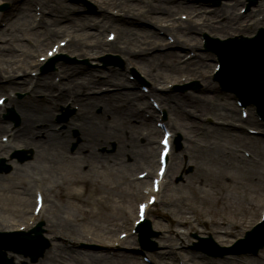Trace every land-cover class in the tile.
<instances>
[{"label": "bare ground", "instance_id": "obj_1", "mask_svg": "<svg viewBox=\"0 0 264 264\" xmlns=\"http://www.w3.org/2000/svg\"><path fill=\"white\" fill-rule=\"evenodd\" d=\"M29 1L32 4V1ZM96 1L105 6L119 5L126 15L124 16V19H133L135 15L142 14L145 18L148 16H153L150 22L162 23L163 25L165 23V17L173 16V12H169L167 8L163 6L154 7L151 5L149 10L142 11L140 8H138V2L140 0H120V2H114V0ZM162 1L169 2L170 0ZM51 2V0L39 1V3L43 6L46 15L48 16L47 19L49 20V23L45 21L44 25L49 32L46 34L43 32H33V34L37 33L36 38H38V40H35L34 44L30 45L32 46L30 49H25V47L22 46L14 48L11 44L12 41L8 40L6 32H8V34L11 35L14 40L17 39V33L20 32V30H12L10 27L7 30H0V41L5 42L0 44V87L8 88L13 92L25 91L28 93L23 101L12 100L9 105L6 106V108L11 106L16 108L22 120L20 127L11 129L10 126H7L0 120V131H9L11 133L10 136L12 143L14 141L16 147H27L34 149L37 157H39L42 162L46 161L52 167L53 165L54 167L55 165H60L56 164V159L58 158L63 160V155L68 153V148L75 140L71 135L72 130H78L80 133V135H78L76 138V140L79 142L76 155L79 156L71 157V160L75 158L73 162L78 160L80 162L85 161L89 163L91 159L97 160L101 156L96 154V150L99 148H105L108 146L110 141H116L117 143H120V147L112 162L117 165L120 164L117 169L120 172L119 178H121L123 176L121 170L123 167L121 163L124 162L123 157L131 155L135 159V157L138 155H142L136 148L137 144L134 143V130L144 126H151V121L148 119L149 116L147 117V111H144L145 104L137 103L138 99L142 98V96L138 94H130V92L120 90H118L120 91L118 94L109 95L103 99H99L93 95L96 90L100 89L106 84L114 85L121 89L130 86L127 83L126 74L120 75L122 73H117L111 77H107L104 80V83L97 82L90 78L88 80H80L81 78H79L77 75L81 73L80 71H82V69L76 66L60 67V76L62 80L59 84L55 82L52 77L49 79L45 77L42 78V80H39V78H32L29 76V69L32 66H38L36 64L37 53L39 51H43L50 42L57 39L63 33L72 32L70 34H76L78 36L77 39L73 37L70 40V44L80 54H85L86 56H91L93 54L94 56H97L98 53L102 52L104 49H108L106 47L107 45H105V43L102 41L92 40L91 42H87L85 39H83V35L79 33L81 29L86 28V22L88 23L86 24L89 26L100 28L102 26L101 23L109 19V16L105 13L104 7L101 9L102 13H100L99 18L92 19L86 17L84 20L82 18L79 19L69 16L71 12L70 10H61ZM240 2L241 0H235L233 3H226L223 7L217 10H212L211 12L202 8L193 7L192 12L196 15V19L191 22L189 27H180L181 29L178 31L183 32V37L187 38L186 41H191L192 44L193 38H191V36L201 31L204 32V29L211 28L213 32H216L219 34V36L223 37L227 35L229 36L236 32H249V30H252L253 27H257L264 23V16L262 18L263 20L260 18L257 19L259 13H256L264 12V4L260 5L256 10H253V12L248 16H244L238 12ZM191 7L192 5H190V8ZM19 20L24 26H28L29 30H31V26L35 25V18L32 16L30 11H28V8L23 9ZM122 22L123 20L120 21V23ZM164 26L169 27L168 25ZM169 30L174 32L177 29L169 28ZM125 34L126 36L124 37L122 44H113L111 45V47H113L112 49L119 50L125 56L130 57L129 60L135 62L139 68L143 69V71L153 83L162 81L165 82L169 79L177 78L179 74L187 71L191 65L196 66L201 64L202 67L207 65L206 61L209 56L201 59L198 58L195 62L184 59L183 54L180 52H168L160 57H155L154 54L153 56H145L141 53L156 51L155 48L162 46L164 44V40L157 36L156 33L148 32L146 33L147 37L152 40H150V42L146 45L151 46V48H147V50H145L141 47L140 50H134L133 47L130 46L131 41L128 44V37L131 33L126 28ZM88 35V38L93 37L90 33ZM154 39L156 40V43L152 47V42ZM184 46L191 48L197 47L196 45L192 46L187 43H184ZM20 53H22V56H25L24 60L18 59ZM19 70H22L25 73L22 78L17 77ZM3 81L5 83H3ZM205 90H207V88ZM120 97L122 100H120ZM188 97L191 98L190 102L193 106L201 108V110H214V112L221 114L222 110H219L217 106L212 104L205 95L202 94V96L196 97L189 95ZM192 97H195L196 100H193ZM175 98L178 97L175 95L168 96L166 99L162 100V103L168 104L170 109L173 105V108L176 109L178 108L179 104ZM69 102H72V105L76 104L79 106L78 112L69 122V124H66V127L58 126L54 122L55 112L58 107L63 104H68ZM165 104L162 107L163 109L166 107ZM185 105L186 103L181 104L182 109L185 107ZM99 106H102V113L95 114V109ZM151 130L153 132L157 131L154 129V127H152ZM217 140L219 142V139ZM150 144L153 145L150 156L151 163L153 165L155 163V155L153 156V153L154 146L156 144V141L153 137L150 141ZM218 148V143H214L210 146V149L206 153L205 151L200 153L202 159H208V165H210L212 170L214 169L211 173H209L210 178L208 177L207 171L202 169V176H198L199 184L189 185L195 196H197L199 192L206 193L207 196L204 202L205 204L211 206L208 207V209L210 208V211L213 212L215 216L208 219L207 214L199 210L197 207H194L192 202H188V197H177V204L179 207L178 210L181 212L178 222L180 225H184L187 228H192L194 226L192 219L190 217H184V214L193 210L196 214L198 224L206 225L209 229H211L218 240L228 241L229 239H225V237L239 233L238 230L242 229V227L237 231H235V229L241 226V224L244 223V220L237 219L239 214L235 211L226 213L227 210H231L229 209L231 207L228 206L230 200L228 192L230 191L231 184H225L224 180H227L230 172H233L231 171V167L234 168L232 165L234 163H232L231 166L223 164V159L221 158V153L219 152L216 154H207L210 150H217ZM238 158L241 159V156H238ZM78 161L75 164H78ZM218 166L222 167L219 168ZM25 168L17 167L16 170L18 173H20L22 182L28 184L29 176L25 174ZM56 169L60 170V168L57 167ZM104 169H106L104 171L106 175L110 174L112 175V178H116L117 175L115 174L114 166H108L107 168L104 167ZM67 170L70 173V178L67 181L70 185L68 199L73 201L72 205L75 207L76 212L73 214V216H69L67 220L69 222L67 225L72 226L71 228L64 227L62 229L61 227H58L55 229L57 227L56 225L52 227V231H69L77 236H80L82 230H80L77 226H80L79 222L84 221L81 220V218L84 215L87 216L91 213L95 214V217L104 216L102 209L112 198L111 193H113L114 188L112 185L108 190H106V188L103 189L102 187L100 190V201L91 197L87 199L88 194L85 192V190H82V183L85 182V178L75 175L74 172L76 170H74L71 165L69 168H67ZM261 178H264V167ZM238 186L246 187L247 184L239 183L235 185L234 188ZM119 191L122 192V195L125 194L124 189H120ZM208 192L216 193L217 198L212 197ZM94 194L95 192L91 193L90 195ZM138 195H140V193H138ZM82 197L85 198V200H81ZM200 197L201 196H198V198ZM4 200L5 202H3V205L5 204L6 206L12 208L14 215H19L18 218L25 216V214L28 212L27 199L21 201L17 196H8ZM95 202L97 204L94 207ZM79 203L80 205L78 206ZM234 203L242 206L238 201H235ZM250 206L255 207V205L252 204V201L250 202ZM99 227L102 229L101 226ZM107 229L108 230L102 229L103 234L106 235L104 237H112L113 231L110 230L108 226ZM163 237L167 239V243H170L176 241L178 236L176 234L167 235L164 233ZM179 239L182 238L179 237ZM183 246H185V243L182 242L181 247ZM63 252H66V250L61 249L58 251L56 253L58 255H55L52 258V261L54 259L56 262H60V259L63 258L61 256ZM82 254L84 255V258L82 260H78L80 264H91V260L98 261V264H101L99 260H103V256L96 252L88 251ZM187 254V257H189L192 261L202 259L201 255H198L194 252H188ZM68 255L71 256V254ZM240 259L246 264H264V262L256 261L246 257ZM117 260L116 262L119 264H139L132 263V257L129 255H123L122 260ZM234 260L239 259L228 257L222 263L235 264ZM236 264L239 263L236 262Z\"/></svg>", "mask_w": 264, "mask_h": 264}, {"label": "rangeland", "instance_id": "obj_2", "mask_svg": "<svg viewBox=\"0 0 264 264\" xmlns=\"http://www.w3.org/2000/svg\"><path fill=\"white\" fill-rule=\"evenodd\" d=\"M57 1H59V0H57ZM204 4L207 5L208 3H204ZM81 9L84 10V8H81ZM183 13L188 14V12H186V11H181V12H179L178 15H181ZM85 14H81V15H85ZM94 14H92V15H94ZM138 26L140 27L139 24H138ZM143 28H145V27H143ZM134 29L135 30H141V29H138L137 27H134ZM167 34L170 35L169 33H167ZM104 35H106V34L104 33ZM197 35L199 36V34H197ZM140 39H141V37L136 35V34L131 35V40H132L131 42H134L135 40H140ZM143 39H144V37H143ZM103 40L104 41L106 40L105 36H103ZM195 42H198L199 43L198 45H200L199 37H196ZM67 53H68L70 59L74 60V62H67V63L71 64V65L91 67L92 69H90L89 75L95 74V73L102 75L103 72L108 73L109 68H111V67H108V68L103 69L98 64L92 63V62H95L93 58H86V57L84 58V57H78V56L74 55L72 50L70 49V47L67 50ZM118 55H120V54H118ZM120 56L125 61V57H123L122 55H120ZM85 61H88V64H84ZM214 67H215L214 63H209V67H206L205 69H203L204 77L197 76L195 74V73H197V71H195L196 68L195 69L191 68L190 74L186 75L185 80H186V82L198 81L200 83L199 90H196V91L191 90V92H189L192 95H194L195 97L201 96L199 94H206L204 91V88L206 87L207 83L213 85V87L216 89V91L211 89V91L209 93H207L206 97H207V99L209 98V101L212 104H214L215 106H217L219 108V110H222L221 114L214 112V110L204 109V110L200 111L203 113L202 118H207V121H205V123L207 125H212L211 130L209 132H206V133L200 127H197L196 124H194V122H196L198 118L194 119V116L188 117V116L192 115V112H194L196 108L198 110H201V108H198V107L194 108L193 106H191V104H188L189 106L186 108L189 110V115L185 114L181 110H177V112H175L172 115L173 126L181 127L183 129L185 135H183V149L179 152H175V157L173 159L172 169H171L170 177H169L170 183L165 188V194L169 195L172 193L173 195L178 197V196L184 195L185 193L186 194L189 193L190 196H192V199L189 200L188 202H190V203L192 202L196 206L198 205V207L202 206L205 213L209 214L208 215L209 217L215 216L214 213L210 211V208L208 209V207H211V206H209L208 204H205V202H200L197 199V197L193 193H191L192 189L189 187V185H193V184L198 185L199 184L198 176H202L201 175L202 171H201V173H199L197 166H199L201 163H203V160L205 161V169L204 170L207 171L208 177H209V173H211L214 170V169L212 170L210 165H208V159L201 160L202 157L200 156V153L198 152V150L199 149L201 150L202 145H199L201 143V141L206 142V144H207V143H210L211 141L215 140V141H217L219 148L217 150L212 149L207 154H213V153L216 154L219 152V153H221V158L223 159V164L231 166V164L234 163V164H232L234 166V168L231 167L232 168L231 171H233V172H230L227 180H224L225 184L226 183L231 184L230 191L228 192V196L230 198L228 206L231 207V208H229L231 210H227L226 213H231L234 211L239 213V210H241L242 208H239L240 206L235 204L234 202L238 201L242 205L243 197L247 198V199H251L250 201H252V204L255 205V207H253V206H250L249 203L246 204V207H245L246 209H245V213L243 216H244V218H246L245 220H248L250 222L249 226L246 224L244 226V228L242 229V230H246V229H249L251 225H254L257 222V220L259 219V216H260V212L262 211V204H263V197H264V178H261V175H262V171H263L262 167H264V137L263 138H253L244 132H239L236 128L231 129L230 127H227V126H225V124H223L227 120L239 121L240 112L235 105L234 97L232 96V94L227 93V92L225 93L224 91L219 89V86L217 85V83H214L212 80H207V76L212 73V71L214 70ZM112 68H114V67H112ZM116 70H118V69H116ZM179 83H184V82L182 81ZM166 84L167 83H163V81H162L159 83V86H161V85L165 86ZM191 94H189V95H191ZM195 97H193V100H196ZM209 101H207V102H209ZM184 103H189V102L185 99ZM232 109H234L235 111L232 112L231 111ZM200 112L198 111L197 114L201 115ZM208 116L212 117L213 120L212 119L209 120ZM216 120L221 121L220 124H218L219 125V127H217L218 129H216V127L213 126V124L215 123ZM197 123H199V121H197ZM200 123H202V122H200ZM133 133H134V143H137L138 135L140 132L135 129ZM216 138L219 139V142ZM194 142H196L197 144ZM141 144H143V145H141V147L139 149L149 148L147 143H141ZM201 144H204V143H201ZM237 149L238 150L239 149L248 150L249 152L252 153V158L251 159H247V158L244 159L243 158L244 160H242V159L236 157V155L232 154L231 151L233 150L234 152L237 153ZM109 150L111 151V149H109ZM26 151H30V150H26ZM194 154H195V156H194ZM193 156H194V159H193ZM142 157L143 158H139L138 160L148 158L147 156H142ZM243 157H245V156L243 155ZM137 162L138 161H136V163ZM92 164H93V166L95 165L94 162ZM96 164L99 167V163L96 162ZM105 164H106V167H108L109 163L107 161L105 162ZM126 164L132 165L133 163L132 162H130V163L126 162ZM190 167H192L194 171L193 172L191 171L188 173V170L190 169ZM218 167L220 168L222 166H218ZM137 171H138V168L134 164H133L132 170H125L126 180H125L124 185H122V186H125V190H124L125 194L122 195L121 194L122 192L115 189V191L113 193H111L112 198L110 199V201L107 202V205L103 208L104 216L95 217V214L91 213L92 220L89 223L80 222L81 223V224L79 223L80 227L83 228V226H84V227H86L84 230L93 231L94 233H97L99 235L103 234V230H102L103 228L108 230L106 227L107 225H108V227L110 226V230L111 229H117L115 224L119 221V218H121L123 216V209L128 207V208H131L132 210H134V208H135L133 198L129 194L131 192V190L133 189V187L129 188L130 187V181L127 180V174L129 177H131V176L136 175ZM186 171H187V173H185ZM27 172L29 174H31L30 169H27ZM88 174H89L88 175L89 177H93V178H96L98 176L94 172L88 173ZM115 174H117V177H118V178L116 177L118 179L117 182L115 180V183L117 186L119 183V176H118L117 172ZM19 178H20V176L17 175L15 178H13L14 180L9 179V181L5 180L2 183L3 189L5 187V190L3 191L2 195H0V217H2V218L8 219V220H11V219L12 220H18L19 215H14V211L12 210V208H10L9 206H6L5 204L3 205V202H5L4 199H6L8 196H17L21 201L25 200V198L23 196H24V193H26V191L28 190V187H20V184L18 183ZM259 179H263V180H259ZM239 183H246L247 186L246 187L238 186V187L234 188V186L239 184ZM208 193L212 197L217 198L216 193H214V192H208ZM60 194H61L60 188H58L56 191H53V193H52V195H55L56 197H58L59 200L62 202L63 198H60ZM97 194L98 193H95L94 196H96ZM114 194H116V195L114 196ZM31 198H32V196H30V199ZM62 203L68 207V204L66 202H62ZM53 205H51V202H50V206L46 212V215L48 214V212H50V213L52 212L54 214L55 211H54ZM30 208H31V205L29 206V209ZM165 208H166V204H161V206L158 207L157 210H155L152 214V216L155 218L154 219L155 220L154 229H155V232L157 234L151 240L155 241L157 243V247H160L161 241L163 242V239H162L163 233H168V231H166V230H168V227H167L168 222L166 221L168 219L158 218V215H160V213H162L160 210L164 211L163 215L168 213L170 215H173L176 218H179V216H178L179 211L177 210L176 206H169L168 205V209L166 210ZM49 209L51 211H49ZM75 212H76L75 208L70 205L69 209H68V213H75ZM187 214H188V216H191L190 211H188ZM27 216L28 215H26L25 217H22L20 220L25 219ZM232 216H234V215H232ZM56 217H57V215H56ZM238 219H240V218L238 217ZM116 220H118V221H116ZM248 221H247V223H248ZM159 224H162V225H159ZM98 225L101 226L102 229ZM120 228H118L119 230H117V232L115 233L116 236L118 235ZM174 228L178 231L191 232L190 234H187V237L190 240H192V238H193L192 234L195 231L187 230V228H184V227L183 228L174 227ZM199 230L200 231L202 230V228L200 226H199ZM243 233H241L242 236H243ZM200 234L205 235L202 232H200ZM103 236H106V235L103 234ZM110 238H112V237H110ZM82 241L86 242V240H82ZM186 241H187V243H185L187 245L186 251H188V250L194 251L193 249L189 248V246L192 247V245H193L192 242L189 245L188 239ZM231 241H232V239H231ZM216 242L219 246H222V247L228 246L230 244L229 242H219L218 240H216ZM90 243L91 242L89 241L88 244L90 245ZM126 253L129 254L128 252H126ZM244 256H250L251 259H255V257L251 256V255H244ZM204 258H206V257H204ZM256 261H258V260H256ZM213 262L218 263L219 260H214ZM110 264H112V263H110ZM115 264H117V263H115Z\"/></svg>", "mask_w": 264, "mask_h": 264}, {"label": "snow or ice", "instance_id": "obj_3", "mask_svg": "<svg viewBox=\"0 0 264 264\" xmlns=\"http://www.w3.org/2000/svg\"><path fill=\"white\" fill-rule=\"evenodd\" d=\"M0 103H3V101H0ZM165 146H167V140L164 141Z\"/></svg>", "mask_w": 264, "mask_h": 264}]
</instances>
